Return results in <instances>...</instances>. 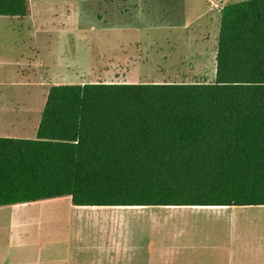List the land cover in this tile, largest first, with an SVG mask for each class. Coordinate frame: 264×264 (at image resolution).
<instances>
[{
    "label": "trees",
    "instance_id": "trees-1",
    "mask_svg": "<svg viewBox=\"0 0 264 264\" xmlns=\"http://www.w3.org/2000/svg\"><path fill=\"white\" fill-rule=\"evenodd\" d=\"M215 60L212 81L51 85L35 137L0 136V206L264 205V0L222 6Z\"/></svg>",
    "mask_w": 264,
    "mask_h": 264
},
{
    "label": "rangeland",
    "instance_id": "rangeland-1",
    "mask_svg": "<svg viewBox=\"0 0 264 264\" xmlns=\"http://www.w3.org/2000/svg\"><path fill=\"white\" fill-rule=\"evenodd\" d=\"M52 1L41 4L52 16H44L51 24L42 29L30 17L0 16V136L34 138L33 126L51 85L115 81L66 71L75 64H83L84 69L95 67L94 55L101 52L95 28L111 29L109 35L115 36L129 27L146 29L149 44L142 50L143 81H212L217 10L240 0ZM53 22L66 27L60 30ZM77 26L85 34H78ZM152 37L157 39L155 45H150ZM103 46L107 48V41ZM156 63L165 72H174L151 73ZM48 201L15 209L11 222L6 215L0 217V264H47L19 257L16 251L29 252L32 247L17 245H28L34 237H65L78 228L74 222L70 225L68 196ZM139 207L123 219L126 234L145 254L132 264H232L230 254L235 250L224 246L227 239L233 238L235 243L236 237H264V206ZM4 211L7 214L9 208ZM84 230L94 232L91 227Z\"/></svg>",
    "mask_w": 264,
    "mask_h": 264
},
{
    "label": "crops",
    "instance_id": "crops-1",
    "mask_svg": "<svg viewBox=\"0 0 264 264\" xmlns=\"http://www.w3.org/2000/svg\"><path fill=\"white\" fill-rule=\"evenodd\" d=\"M29 14L24 17L32 18V21L42 29L51 23L44 20V16H51V12L41 7L45 0H28ZM50 1V0H47ZM62 0H53L52 2H61ZM85 2L87 0H78ZM211 8V5H209ZM220 8L217 10L220 20ZM54 24V22H53ZM60 30L65 29V24L56 25ZM219 25V23H218ZM64 27V28H63ZM98 27V26H96ZM76 32L80 35L85 34L81 26H77ZM97 30V44L101 51L94 55V68L87 66L84 69L83 64H75L73 68L67 67V72L88 75H102L113 78L115 81L94 82H147L143 75L146 74L144 69L145 57L142 50L148 46L146 32L138 27H129L124 33L118 35H109L111 29H94ZM106 35V36H105ZM145 35V36H144ZM156 38H150V45L156 44ZM107 41V48L103 46V42ZM106 51V52H105ZM216 56V55H215ZM155 68L151 69V73L162 72L163 69L156 63ZM159 68V69H158ZM167 69V68H166ZM161 70V71H160ZM166 73H173L168 70ZM119 79V81H116ZM157 81V80H156ZM159 82L172 81L170 79H158ZM37 121V120H36ZM36 122L34 133L38 126ZM69 197V196H68ZM58 198V197H55ZM70 198V197H69ZM54 198L38 200L33 202L18 203L0 206V217L6 215L11 222L15 216V209L27 208L33 205H43L50 202ZM71 201V200H70ZM264 206V205H262ZM5 208H9L6 214ZM139 206H97V205H75L72 202L67 205L66 211L70 217V225L74 222L78 228H74L65 237H50L45 240L34 237L28 245L18 244L17 247H32L29 252L26 250H18L15 254L19 257H25L47 264H132L134 258L144 256L142 248L132 243V237L126 234V223L123 221L126 215H130L132 211L139 210ZM264 208V207H262ZM26 210V209H25ZM260 213H263L259 209ZM73 225V224H72ZM71 225V226H72ZM94 231L85 232L84 228H90ZM238 238V239H237ZM250 238V239H249ZM10 240H12L10 238ZM224 246L235 251L230 254L232 264H264V237L261 235L255 237H236L227 239ZM231 251V250H230Z\"/></svg>",
    "mask_w": 264,
    "mask_h": 264
}]
</instances>
